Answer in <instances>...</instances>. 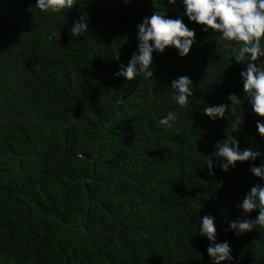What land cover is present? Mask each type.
Returning a JSON list of instances; mask_svg holds the SVG:
<instances>
[{
  "label": "trees",
  "instance_id": "trees-1",
  "mask_svg": "<svg viewBox=\"0 0 264 264\" xmlns=\"http://www.w3.org/2000/svg\"><path fill=\"white\" fill-rule=\"evenodd\" d=\"M156 11L195 31L190 53H153L152 79L116 77L138 52L137 25ZM82 15L89 31L72 37ZM232 55L188 20L182 0H77L59 16L36 0H0V264H213L199 235L206 215L216 243L232 249L223 264H264V227L230 229L258 216L238 205L264 181L252 162L223 172L214 154L227 135L264 153V120L243 92L247 62ZM182 75L194 85L187 108L172 100ZM230 93L241 98L234 113ZM220 104L225 119L203 114ZM170 111L177 120L162 128Z\"/></svg>",
  "mask_w": 264,
  "mask_h": 264
},
{
  "label": "clouds",
  "instance_id": "clouds-1",
  "mask_svg": "<svg viewBox=\"0 0 264 264\" xmlns=\"http://www.w3.org/2000/svg\"><path fill=\"white\" fill-rule=\"evenodd\" d=\"M130 5L138 0H122ZM185 15L188 20L201 26L202 31L219 34V40L224 43V48L230 50L236 63L247 62L245 71L240 73L243 80V92L251 105L252 111L264 120V68L257 66V61L264 57V0H182ZM169 5H176L177 0H167ZM77 5V0H36V8L43 13L57 16L70 11ZM138 52L133 53L127 66L121 65L120 70L114 73L116 77H123L133 81L137 76L145 80L153 78L150 68L153 66V53L163 54L167 48H175L181 57L190 53L195 41L196 33L190 30L182 18H167L166 12H154L150 17H145L137 25ZM89 31L88 20L82 15L79 21L71 28L72 37H81ZM56 35L51 33L49 39ZM174 90L172 100L180 106L187 108L190 97L193 96V81L182 75L171 83ZM228 100L231 102L230 112L234 113L241 104V98L230 93ZM229 113V105L206 106L203 114L213 122L225 119ZM177 120L174 112H169L165 118L160 119L159 125L169 129L172 122ZM243 123V113L234 123L233 127L239 132ZM257 130L264 138V123L256 124ZM214 153L221 170L225 173L234 169L237 163L252 162L250 172L259 180L264 181V163L259 166L255 161L264 156L255 149H240L239 140L234 135L226 138L216 145ZM83 159V154H78ZM213 159L208 160L207 168L213 169ZM222 186V185H221ZM245 214L258 210L254 219L242 218L230 222V229L237 237L250 233L257 226L264 227V185L254 184L245 194L242 204L238 205ZM199 235L205 236L210 242L207 254L213 264H223L232 261V249L228 242L216 243L217 230L214 218L204 216L200 221Z\"/></svg>",
  "mask_w": 264,
  "mask_h": 264
}]
</instances>
